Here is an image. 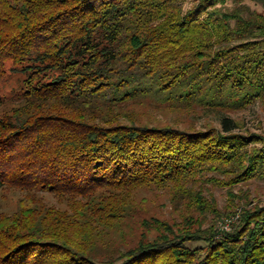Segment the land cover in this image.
<instances>
[{
	"label": "trees",
	"instance_id": "16d2710c",
	"mask_svg": "<svg viewBox=\"0 0 264 264\" xmlns=\"http://www.w3.org/2000/svg\"><path fill=\"white\" fill-rule=\"evenodd\" d=\"M247 1L264 2L0 0V79L23 77L0 112V191L21 194L0 212V264H264V202L233 192L264 181V134L227 113L264 106V14ZM208 186L240 203L220 211ZM143 190L181 220H140Z\"/></svg>",
	"mask_w": 264,
	"mask_h": 264
},
{
	"label": "rangeland",
	"instance_id": "374dc122",
	"mask_svg": "<svg viewBox=\"0 0 264 264\" xmlns=\"http://www.w3.org/2000/svg\"><path fill=\"white\" fill-rule=\"evenodd\" d=\"M196 0H183L184 8L187 10L190 8ZM246 4L251 10L264 14V2L255 3L253 1H247ZM10 64H7V72L3 78L0 79V95L5 98V103L0 107V112L7 111L13 107L20 100V93L22 88L23 77L16 73L8 71ZM144 112L145 120L151 118L154 120L169 121L181 128H196L202 130L206 126L217 127V121L212 114L204 113V111L197 110L196 113L179 114L170 113L167 110H159L154 107H148L140 109ZM232 118L236 119L243 127L244 130H250L251 132L264 134V106L260 102H256L253 105H249L244 109L230 110L227 112ZM240 190L243 193H248L250 199L260 200L264 202V181L254 180L249 183L240 185L233 192L240 196ZM206 195H212L217 202L218 209L222 212L231 210V203L239 204L238 199H232L227 194L225 188L220 187H206ZM21 194L19 193H7L0 191V212L11 213L17 208L18 200ZM137 200L140 207V220L151 219L157 217L167 222H179L184 212L182 210L175 209V206L171 203V197L168 192H150L149 190H143L137 194ZM237 216L235 217V219ZM234 216H223L218 223L220 228H223L226 224L229 225L233 222ZM144 230H139L141 234Z\"/></svg>",
	"mask_w": 264,
	"mask_h": 264
},
{
	"label": "built area",
	"instance_id": "2783aa9c",
	"mask_svg": "<svg viewBox=\"0 0 264 264\" xmlns=\"http://www.w3.org/2000/svg\"><path fill=\"white\" fill-rule=\"evenodd\" d=\"M223 229H225V230H229V225H225L224 227H223Z\"/></svg>",
	"mask_w": 264,
	"mask_h": 264
}]
</instances>
